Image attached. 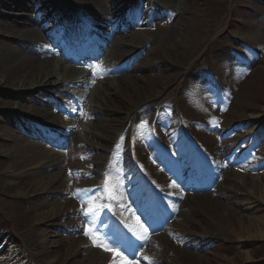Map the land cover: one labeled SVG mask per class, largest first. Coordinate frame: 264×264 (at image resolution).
Instances as JSON below:
<instances>
[{"label": "rangeland", "instance_id": "1", "mask_svg": "<svg viewBox=\"0 0 264 264\" xmlns=\"http://www.w3.org/2000/svg\"><path fill=\"white\" fill-rule=\"evenodd\" d=\"M60 1L72 8L75 5L84 8L89 4L86 0ZM165 1V4L171 2ZM174 1L178 7H170L173 10L167 17L171 20L168 26L170 39H166L167 32L161 28L145 40L141 34L149 20L148 5L142 0H113L117 8L121 7L120 12L131 11L138 19V25L123 33H115L99 57L92 61L94 65L80 68L93 74L94 70L97 72L102 67L113 65L117 81L111 80L110 94L104 88L91 95L82 87H61L55 92L48 90L43 96H54V99L60 96L62 103L72 105L71 96L86 91L81 98L76 97L80 101L75 103L73 119L77 115L81 119L72 133L86 142V155H83L94 166H85L86 176L101 167L110 147V143L99 145L95 136L106 138L110 134L111 142L121 126L129 134L133 131L134 135L143 137V128L150 123L161 139L162 149L170 151L181 146L178 142L181 137H189L190 147L200 150L199 142H203L201 132L221 136L226 143L224 155L227 156L229 150L234 153L228 158L234 176L230 181L220 183L225 187L224 191H218V201L225 208L203 221L195 217L202 225L197 229L190 225L182 226L191 232L188 239L203 248L198 264H264V0ZM104 10L110 13L108 21L119 17L116 9L107 7ZM3 13L14 18L18 16L17 12ZM152 23L157 24L158 21ZM92 25L103 29L99 23ZM111 42H114L113 52L101 63L110 50ZM127 51L131 56L137 54L128 64L125 62L129 58H126ZM237 62L238 66L232 71L226 67V63L235 65ZM139 67L144 71H139ZM53 78L58 80V75ZM1 92L5 90L0 89ZM32 97L38 99L34 94L27 98ZM120 106H130L126 107L128 114L120 124L111 123L115 108ZM138 106L141 109L131 116ZM7 118L0 117V128L15 133L13 129L20 121L15 125L12 123L11 127ZM22 120L29 122L30 119L24 117ZM61 123H54V126L65 125ZM32 125L36 123L32 121ZM49 132L55 138L58 135L54 128H49ZM252 133L258 135V139L256 145L249 149ZM68 145L60 151L67 150ZM99 147H105V151ZM253 151H260L261 155L255 157ZM72 164L75 167V163ZM93 177L97 178L98 173ZM32 178L31 173L23 180L28 188L11 193L5 192L0 179V264H46L53 260L50 257L45 262L40 257V249L33 247L30 239L31 230L38 225L32 215V201L35 200L32 196L45 200L48 195L44 193L46 187L43 183L36 185L37 191L32 193ZM183 214L191 217L187 211ZM52 219L62 222L60 217ZM36 228L48 230L51 235H61L58 227H48L45 223ZM90 240L82 239L75 245L74 252L77 253L69 252L61 264H92L89 254L84 253L91 249ZM62 248L64 252L65 246ZM161 252L159 244L150 245L132 264H163L161 260L165 258Z\"/></svg>", "mask_w": 264, "mask_h": 264}, {"label": "bare ground", "instance_id": "2", "mask_svg": "<svg viewBox=\"0 0 264 264\" xmlns=\"http://www.w3.org/2000/svg\"><path fill=\"white\" fill-rule=\"evenodd\" d=\"M38 1L39 2H37L34 7L29 0H0V89L5 90V92H1L0 94V117H8V120L16 117L19 119L20 123H24V121L19 118V115L29 117L39 125V127L32 129L34 137L52 147L67 146L68 144L69 147L65 152L50 150L37 144L28 143L18 134L10 133L9 130L0 128V158H3L0 159V179L1 184L5 186V192L11 193L18 189L23 191V188H28L25 186L23 180L32 173V180H34L32 182V193L37 191L36 185L38 186V184L40 185L43 183L46 187L44 193L48 194L45 200L37 197V195L32 196V198L35 199L32 201L34 202V206H32V215L33 218L36 217V225L38 224L37 226H39L45 223L48 227H58L59 230L68 231V233L71 234L81 233V236H68L62 239L59 234H53V236L48 230H38L36 228L37 226L31 230L30 239L34 244L33 247L40 249V257L45 262L50 257L53 258L51 262L47 261L46 264H61V261L66 259L69 252L77 253L74 252L75 245L82 241V235L84 237L89 236L85 235V231H88L90 235L91 233L95 235L93 218H89V216L86 217L83 212L76 207L72 208L73 204L71 201L77 199L81 202L80 197L83 194L70 187V177L72 176L74 181L72 183L82 190L90 187L94 182L90 180V178L83 179L81 176L84 166L92 165L88 159L83 156L86 152V150H84L87 147L86 142L77 134H71L74 125L81 118H67V126L57 128L58 133L62 135L61 139L50 138L46 134L48 131L47 128L52 127L54 123L61 122L66 112L70 114H72V112L71 109L67 108L68 105L66 102L62 103L60 97L56 96V99L52 100L43 95L48 90L55 92L61 87H82L84 90H88V93L91 95L94 91L99 92L104 88V91L110 94L111 80L117 81L115 67H113V65L102 67L94 76L93 74H86L85 71H79V69L69 65L77 64L79 66L81 63L85 66H89L88 56H85L83 60L74 55L72 57L65 56L64 62L58 63L55 61L54 55L48 49L47 44L42 38L44 32L41 28L35 27L31 22L28 23V21H24V17L23 19L20 17L14 18L6 16L3 12H17L18 15L21 13L23 16H27L38 11L41 14V17H39L41 19L49 14V8H55L54 16L58 18L66 16L65 19L70 21H84L86 19L99 18L107 29L109 25H107L106 18L108 17L99 13V10L106 7L109 3L113 2V0H86L93 9L68 14L66 13L68 9L67 4H64L60 0ZM151 1L152 0H143L145 4H149ZM170 1V4L164 5L165 9L164 6L162 7L164 10L162 9L159 13L158 23L149 25L144 29L141 34L142 38L146 40L152 35L151 33L163 28L167 32L165 34L166 39H170L171 29L168 28V26L171 25V22H169L171 20L167 17L168 13L173 10L170 9V7H178V4L174 0ZM163 2L166 3L165 0H163ZM45 3H47V5H45ZM127 27H129L128 23L126 24L122 20L117 22V31ZM111 37V34L107 33L104 40L100 42L99 49H102L103 45H108ZM113 43L114 42H111L110 50L106 53L101 63L105 61V58L111 56L113 52ZM129 53L128 51L126 52V58L129 56L127 64L130 62V59L137 56L135 55L132 57ZM139 71H144V69L139 67ZM55 75H58V80L53 78ZM113 75L115 76L113 77ZM90 82L94 83V85H91ZM84 92L85 91H81L78 95L71 96V99L78 102L76 97L81 98ZM30 94L36 95L38 99L33 97L27 98ZM42 99L52 104L48 106L47 109H43L40 104L43 103ZM37 101H39V103ZM124 101L125 100H123V102ZM14 105H16L15 108H13ZM126 107L130 108V106ZM126 107L120 106L118 109L115 108L112 119H109L111 123L120 124L121 120L128 114ZM14 109L16 111L13 112ZM140 109L141 107L138 106L131 115L135 114ZM18 128L17 126L15 129ZM109 131L111 132V130ZM147 134L148 141H150L149 143L138 140L130 142L125 132L121 133L119 137L120 146L111 162L112 166L107 183L108 194L110 195L109 198L112 200L110 205L115 206L121 211V214L119 213V215L113 217L115 218L113 220L115 223L121 225V228L125 230L123 232L126 233L127 231L129 234L128 238L130 240L126 241H128L127 248L130 253H132L133 250L136 252L137 250L143 249V247H149V245L146 244L152 246L159 244L162 248L161 253L165 258L161 260V263L198 264V262H201L199 253L202 251V248L198 244H193L183 239L186 235L190 236L191 232L182 225H190L192 229H197L202 225L195 217L203 221L225 208V205L217 199L218 191H220V189L224 191L225 185H220L219 189L208 194H194V188L199 187L202 181L200 176H202L203 173L210 175V182H228L233 178V173L224 167L219 157L224 149V145L220 143L216 134L206 132L201 135V138H203V142L200 145L201 151L207 150L205 153L209 155L207 168H205L203 172L201 168L199 171H195L194 176L199 180L198 182H194V184L197 182L194 187H192V185L189 186V193H186L180 192L177 187L166 185L163 177L154 170L152 162L154 160L153 151H158V154H160L162 158H165V156L159 151L158 141L156 140L158 139L157 134L150 131H148ZM95 137L99 139V145L101 146H106L110 143V134L106 138L100 136ZM122 137L123 139H121ZM127 143H131L133 147V158L137 160L138 168H140L144 174L148 175L149 181L154 186V192L151 191V195L153 193L157 194V196L163 194L177 199L176 201L179 202L175 207H169V214L172 213L173 217H175L174 221L168 224L162 233L157 234L150 240L147 239L149 242L133 239L138 236L146 237L142 234H136V232H138L136 225L139 221V217H145L142 215V210L148 206L149 201V198L146 197L147 190L143 182L138 184L137 181H134L132 183L136 186H133L130 192L135 194L136 199L141 195L136 203V209L131 208L126 200H124V203L123 199L115 197L114 194H118L121 191L127 192L123 190V188L129 185L126 184L129 179L122 176L119 172V169L127 161L124 153ZM90 146L91 145H89V147ZM103 148L99 147L98 149L105 151ZM127 157H130L129 154H127ZM169 161L168 168L171 169V165H174V160L169 158ZM72 162L75 163V167L71 166H74ZM9 180H11V183H7ZM180 184V181H178L179 186ZM49 194H51V196H49ZM50 200L55 202H48ZM93 201L95 200L85 198L84 203L81 204L85 207H91L93 206ZM47 202L48 204L46 205L45 203ZM96 207H98V205H96ZM68 208H71V210L68 211ZM184 211L189 212L191 217H186L183 214ZM59 217L62 219V222L58 223L55 219H52H58ZM86 220L89 221L87 225L85 224ZM133 233H135V235ZM177 233H179L178 236L174 238ZM260 235H262V233H260ZM52 237H54L53 240L50 239ZM42 239H44V241H42ZM63 246H65L64 252L67 253H65L66 255L62 251L64 250L62 248ZM84 253L89 254L92 264H114L107 259L108 256L100 247L93 245L89 251L85 250ZM63 256H65V258Z\"/></svg>", "mask_w": 264, "mask_h": 264}, {"label": "snow or ice", "instance_id": "3", "mask_svg": "<svg viewBox=\"0 0 264 264\" xmlns=\"http://www.w3.org/2000/svg\"><path fill=\"white\" fill-rule=\"evenodd\" d=\"M93 75L94 76L96 75L95 70L93 71ZM73 111H75V109H73ZM142 123H145L146 124V122H142ZM121 139H123V137ZM70 175H71V173H70ZM107 183H108V174H106V177H105V186H102L101 188H98V189H85V190H81L82 191V194H83L80 197L81 203L82 204L84 203L85 198L97 199L98 198L97 197V194H99V198L100 199H103L104 195L108 192V189L106 187ZM113 191H114V189H113ZM83 214L86 217H88L90 215H94L95 213H91L90 211L85 210ZM88 223H89V221L86 220L85 221V224L87 225ZM133 234L135 235V233H133ZM85 235H89V238L90 239H93V236L90 235L88 231H85ZM137 239L140 240V241H143L144 240V237L143 236H138ZM94 246L102 247L105 251H110L111 250V248L107 245L105 239H103V238H101L99 240H95L94 239Z\"/></svg>", "mask_w": 264, "mask_h": 264}, {"label": "trees", "instance_id": "4", "mask_svg": "<svg viewBox=\"0 0 264 264\" xmlns=\"http://www.w3.org/2000/svg\"><path fill=\"white\" fill-rule=\"evenodd\" d=\"M259 94V93H258Z\"/></svg>", "mask_w": 264, "mask_h": 264}]
</instances>
